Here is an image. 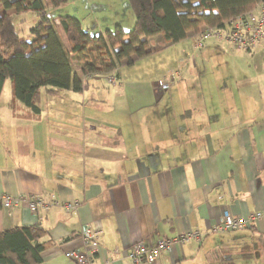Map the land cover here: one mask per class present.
I'll list each match as a JSON object with an SVG mask.
<instances>
[{"label":"crops","instance_id":"0c3cea01","mask_svg":"<svg viewBox=\"0 0 264 264\" xmlns=\"http://www.w3.org/2000/svg\"><path fill=\"white\" fill-rule=\"evenodd\" d=\"M193 35L160 49L171 51L159 52L156 81L178 73L167 91L155 82L154 90L129 93L126 85L136 83L120 73L127 63L109 53L99 73L79 76L82 93L42 94L38 118L0 106V194L47 204L34 214L25 204L0 208V232L46 230L55 245L41 264H73L63 253L82 250L78 237L93 225L110 264H132L138 243L153 246L190 230L202 234L200 242L176 244L149 264H242L243 255L255 261L264 220L241 231L213 229L223 213L264 211V40L244 54L222 43L196 51ZM208 55L231 63L220 71V64L206 65ZM106 64L116 65L110 75Z\"/></svg>","mask_w":264,"mask_h":264},{"label":"trees","instance_id":"16d2710c","mask_svg":"<svg viewBox=\"0 0 264 264\" xmlns=\"http://www.w3.org/2000/svg\"><path fill=\"white\" fill-rule=\"evenodd\" d=\"M69 1L48 0L53 9ZM262 1L127 0L135 18L133 28L126 31L116 24L113 30L98 35L88 32L75 17L59 16L55 20L65 36V50L53 27L55 20L47 16L42 0H0V9L4 11L0 16V97L5 81L9 80L13 115L29 120L38 118L42 94L83 92L79 76L100 72L94 59L101 44L111 48L115 61L124 60L131 66L134 60L153 53L151 44L161 45L162 49L207 28L223 29L229 20L252 11ZM24 13L39 18L30 31L31 41L20 37L14 25V16ZM156 36L161 42H151ZM73 59L80 66L78 72L71 64ZM54 245L47 239V231L37 225L4 230L0 232V264H41V254Z\"/></svg>","mask_w":264,"mask_h":264},{"label":"built area","instance_id":"2783aa9c","mask_svg":"<svg viewBox=\"0 0 264 264\" xmlns=\"http://www.w3.org/2000/svg\"><path fill=\"white\" fill-rule=\"evenodd\" d=\"M58 24V20H55L54 25ZM227 28L228 30L226 31L225 29ZM210 39H215L219 43L227 44L233 49H239L245 53L251 52L264 40V1L258 3L252 11L245 15L229 20L224 24L223 29H205L204 32L198 34L193 42V49L199 50ZM174 76H178V73L171 72L163 79L161 78L157 83L159 89L167 91L175 82ZM115 80V77H109L110 83ZM23 204L33 214L37 213L39 208L47 207L46 202L38 197L14 198L0 194V208L3 210L9 211ZM260 220H264V211L250 213L246 218H236L228 213H223L220 224L213 229V232L241 231ZM99 233V226H86L78 237L82 250L72 249L65 251L63 257L73 264H110L109 261L101 258L102 248L98 239ZM201 237L202 234L199 231L190 230L171 238L160 239L153 246L138 243L131 250L129 259L132 264H149L151 261L159 259L163 253L171 251L176 244H183L191 240L200 242Z\"/></svg>","mask_w":264,"mask_h":264},{"label":"rangeland","instance_id":"374dc122","mask_svg":"<svg viewBox=\"0 0 264 264\" xmlns=\"http://www.w3.org/2000/svg\"><path fill=\"white\" fill-rule=\"evenodd\" d=\"M45 9H47V16L51 19L58 18L59 16H71L77 18L80 22L83 28H86L88 32H90L92 35H98L104 33L106 30H113L116 24H120L124 30L129 31L133 28L134 23H135V18L133 11L131 10L127 0H70L68 4L65 6L58 8V9H53L50 7V4L48 0H42ZM39 22V18L36 17L35 14L33 13H24L20 15H15L14 16V25L16 28L17 34L24 38L27 41H31V29H33ZM59 22V21H58ZM53 27L55 29V32L59 35L60 41L63 45V48L65 50H68L67 43L65 41V36L63 35L62 29L60 28L59 24L54 25ZM226 31L228 30L225 29ZM205 29L202 31L204 32ZM198 35H193L188 38L189 41H191L192 45L195 39L197 38ZM156 42V41H154ZM209 43H218L219 42L215 39H210L206 45L201 48V49H206V46ZM105 45V44H104ZM100 45L96 49L95 53V59L97 64L99 66L105 65L103 63L104 55H109V53H113L111 48L107 45ZM161 45L157 44H151L150 49L152 52H155L154 54L150 56H146L136 63L138 66H134L132 69L128 70V65L126 64H121L120 65V73L122 71L124 72V80H126L127 83H136L135 85H126V89L129 93H134L133 88L136 87L138 88V92L140 91H145L150 89L152 87V90H154V85L155 82L157 83L156 79L158 77V74L160 73L159 70L163 68V54H159V52H170L171 49H163L160 51ZM189 47H192L191 45ZM155 48V49H152ZM178 49L176 47H172V49ZM185 49V47H182ZM189 49V48H187ZM200 49V50H201ZM212 49V48H208ZM224 49H231L228 48L226 45ZM197 51V50H196ZM244 54V52H241ZM223 55V52L222 54ZM134 59V58H133ZM107 62L109 60L106 58ZM207 63L206 65H213V64H220V71H223L224 69L227 68V66L230 65V63H226L224 60H220V57L218 55L215 56H206ZM124 61V60H123ZM196 62V59L194 60ZM71 64L73 66V69L75 71L80 70V66L76 64V62L71 60ZM108 66L107 70H104V72H109L108 75H110L112 72V68L116 67L114 64L113 67H109L110 64H106ZM101 69V68H100ZM211 72V71H210ZM114 73H116L114 71ZM129 73V74H128ZM132 74V75H131ZM211 74H215V72H211ZM93 83L90 84L89 86V93L91 91V88L93 90ZM147 87V89H146ZM86 88V87H85ZM101 88V87H100ZM112 86H109L108 89H111ZM107 89V88H105ZM60 94H67V93H72V92H67V91H61L59 92ZM74 93V92H73ZM44 95V94H43ZM10 98H11V87H10V81L6 80L4 85H3V90L1 93L0 97V106H8L10 103ZM2 110V108H1ZM264 238L260 239H255V261H249L250 255L247 257L240 256V260L242 264H264V261L261 259V257H264ZM210 264H223V262H215V263H210ZM226 264H232L231 262H227Z\"/></svg>","mask_w":264,"mask_h":264}]
</instances>
